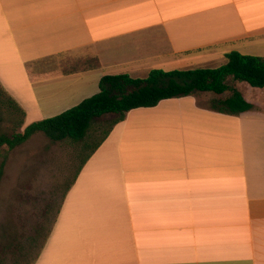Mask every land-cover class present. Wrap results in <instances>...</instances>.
<instances>
[{"label":"crops","instance_id":"crops-1","mask_svg":"<svg viewBox=\"0 0 264 264\" xmlns=\"http://www.w3.org/2000/svg\"><path fill=\"white\" fill-rule=\"evenodd\" d=\"M232 52L264 57V0H0V86L26 126L105 76L216 69ZM76 58L100 68L65 74ZM201 94L129 112L31 264H264V103L229 115Z\"/></svg>","mask_w":264,"mask_h":264},{"label":"rangeland","instance_id":"rangeland-1","mask_svg":"<svg viewBox=\"0 0 264 264\" xmlns=\"http://www.w3.org/2000/svg\"><path fill=\"white\" fill-rule=\"evenodd\" d=\"M227 84L249 100L264 103V89L235 83L232 78ZM232 94L227 91L220 97L213 93L200 96L210 105L213 99H227ZM114 118L107 115L97 120L83 142H53L37 133L14 150L0 148V167L4 165L0 181V264H31L39 254L66 192ZM26 125L23 113L10 104L0 86V135L23 133Z\"/></svg>","mask_w":264,"mask_h":264},{"label":"trees","instance_id":"trees-1","mask_svg":"<svg viewBox=\"0 0 264 264\" xmlns=\"http://www.w3.org/2000/svg\"><path fill=\"white\" fill-rule=\"evenodd\" d=\"M227 59L225 65L216 69L169 72L153 70L145 79H136L129 75L105 76L100 81L98 94L58 116L29 124L23 133L0 135V148L14 150L26 144L37 133H43L53 142H83L97 120L107 115L115 116L100 142L85 159L84 165L111 130L135 109L152 108L162 101L185 98L197 93H213L220 96L232 91L233 94L227 99L213 100L212 110L229 115L246 113L252 110L253 103L241 92L231 89L227 80L232 78L235 83H247L250 88L264 89V57L232 52L227 55ZM68 64H62L65 74L100 68L97 58H76ZM10 104L24 116V111L12 98ZM3 167L4 165L0 167V181L4 175Z\"/></svg>","mask_w":264,"mask_h":264}]
</instances>
